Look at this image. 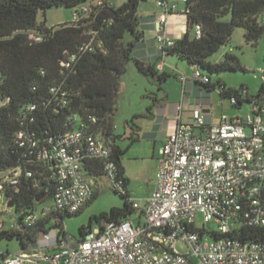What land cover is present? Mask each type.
<instances>
[{
	"label": "trees",
	"instance_id": "1",
	"mask_svg": "<svg viewBox=\"0 0 264 264\" xmlns=\"http://www.w3.org/2000/svg\"><path fill=\"white\" fill-rule=\"evenodd\" d=\"M183 3L189 26L192 30L199 26L200 34L187 33L173 41L171 47L162 48V52L184 61L192 71H199L207 81L195 80L196 83L208 91L218 89L220 97L230 100L233 108L240 109L247 103L251 114H258L254 108L264 113V69L255 95H250L243 85L236 89L227 88L220 80L214 84L204 73L246 71L231 53H225L215 64L208 59L230 43L235 28L244 29L247 43L257 44L264 34V0H184ZM138 5L139 0H124L118 7L108 0H0V172L11 173L10 180L0 183V188L2 196L13 203L18 214L11 229L0 228V241L17 240L18 253L31 251L41 234L53 229L58 231L56 244L72 239L64 230V218L81 213L97 195L94 192L77 213H51L33 227L23 223L29 213L51 200L57 179L56 161L49 155L61 138L75 131L82 133L77 144L78 160L86 176L94 182L100 176L108 178L104 166L112 163L115 180L121 182L124 192L112 186L111 189L124 204L90 219L88 225L78 229L79 238L73 240H83L93 224L102 230L107 224H119L137 215L127 190L122 161L129 145L139 141L140 128L135 122L138 116H134L124 122L121 134L115 132L112 119L120 79L129 63L134 64L139 74L151 78L158 90L168 78L176 77L159 72L134 56L133 49L142 34ZM55 7L70 9L75 19L55 27H47L45 21L37 22L39 11ZM125 33L131 36L126 43ZM36 37L41 40L36 41ZM88 137L110 141L111 154L107 158L93 157L84 141ZM123 140L128 141L125 147L120 144ZM205 231L203 228L201 233ZM206 234L212 238L228 236L217 232ZM229 235L242 242H264V227L243 225ZM55 249L52 245L48 247V251ZM7 254L0 253V260Z\"/></svg>",
	"mask_w": 264,
	"mask_h": 264
},
{
	"label": "built area",
	"instance_id": "2",
	"mask_svg": "<svg viewBox=\"0 0 264 264\" xmlns=\"http://www.w3.org/2000/svg\"><path fill=\"white\" fill-rule=\"evenodd\" d=\"M158 6L166 13L176 10L162 0ZM165 24L166 14L157 23L162 48L173 45L165 37ZM194 33L199 36V26ZM191 77L207 81L197 70ZM253 110L258 114L231 119L222 115L214 125L207 124L200 109L194 110L192 122L179 124L167 137L155 187L142 207L133 202L134 219L90 231L79 242L54 243L53 251H48L49 231L41 234L31 251L7 254L2 263L264 264V242H242L229 235L243 225L264 227V113ZM81 139L80 131L68 134L49 155L56 161L57 185L51 200L24 218L27 227L51 213H77L92 199L95 184L78 160ZM84 141L93 157L107 158L112 152L110 141L91 137ZM104 172L112 189L123 193L114 165L105 164ZM2 198L0 188V206ZM198 218L203 224L214 222L217 233L228 236L206 238L207 232L201 233L203 228L197 226ZM178 241L185 244V253L177 250Z\"/></svg>",
	"mask_w": 264,
	"mask_h": 264
},
{
	"label": "rangeland",
	"instance_id": "3",
	"mask_svg": "<svg viewBox=\"0 0 264 264\" xmlns=\"http://www.w3.org/2000/svg\"><path fill=\"white\" fill-rule=\"evenodd\" d=\"M96 2L99 0H95ZM113 6L118 7L124 3V0H108ZM159 0H139L138 16L144 13H153L158 9ZM181 13H183V4L175 0ZM73 15L70 9L65 8H51L45 12L39 11L37 16V22L41 23L45 21L47 27H55L59 24L69 23L72 21ZM245 31L242 28H235L230 43L221 47L215 54H213L208 61L211 64L218 63L222 60L224 52L231 53L236 56L239 62L246 69L245 72L238 71H225L220 74L207 73L212 82L215 84L218 80L224 83L227 88H236L245 86L248 89L250 95H255L262 82L261 71L264 69V34L258 40L255 46L247 43L244 37ZM131 39L129 33L124 34L123 42L126 43ZM230 50V52H229ZM132 70V72L130 71ZM188 73L190 71L188 70ZM191 74V73H190ZM145 76L138 74L133 63L127 65L126 72L121 78L126 83V88L120 90L117 96L115 111L113 114V125L115 132L122 133L125 118H129L131 112H139L143 108V104L146 102H153L154 95L150 92L159 91L156 84L154 85L151 78L148 80L154 85L148 84L144 79ZM121 80V79H120ZM177 82L174 77H171L165 85V90L170 92L175 89ZM208 110L211 112V118L213 122H218L222 115H226L227 118H234L237 116H247L252 113L251 106L244 103L240 109H235L231 106V102L228 99L220 97L218 89L211 92L206 99ZM123 164L126 165L127 176L129 179L128 192L130 199L135 204L142 207L145 200L151 194L155 186V171L150 161L136 160L132 157V152L127 151L123 157ZM11 173L9 171L0 172V183H4L10 180ZM97 195L92 202L87 205L81 213L76 216L66 217L63 220V227L68 237L77 240L79 238L78 229L81 226H86L89 220L99 216L103 213H108L112 208H122L124 200L111 189V184L108 178L100 176L95 179ZM43 206V205H42ZM18 217L14 207L8 206V201L5 197L1 200L0 206V228L3 230H9L13 227ZM134 215L132 219H134ZM197 226L204 228L208 233L217 232L218 227L214 222L202 223L201 218H198ZM93 232H98L99 228L96 224H93ZM57 230H50L51 242L55 243ZM209 238V235H206ZM176 248L180 253H185V244L181 241L176 243ZM20 251V245L17 240H2L0 241V253H9L11 255ZM0 264L2 260H0Z\"/></svg>",
	"mask_w": 264,
	"mask_h": 264
},
{
	"label": "crops",
	"instance_id": "4",
	"mask_svg": "<svg viewBox=\"0 0 264 264\" xmlns=\"http://www.w3.org/2000/svg\"><path fill=\"white\" fill-rule=\"evenodd\" d=\"M178 1L183 4V13L180 12L175 0H166L168 5L176 6L174 12L166 13L164 8L158 7L153 13L141 14V17H139V30L142 33L141 39L136 43L133 49V54L137 59L153 65L159 72L176 75V77H174V80L177 82L175 91L174 88H172L173 90L170 92L165 90V85L171 78L170 77L163 82L161 90L150 92V94L154 95V99L156 100L154 103L145 102L142 108L144 110L131 112L129 118H125L124 120V122H126L134 116H138L135 122L140 128L139 141L129 145L127 151H131L132 157L136 160L150 161L155 171V177L158 169L160 152L167 137L176 130L179 124L191 123L194 110L200 109L203 112L207 124L214 125L220 121L214 123L213 118L210 116L211 112L208 110L206 99H208L212 91L204 89L192 79V70L187 63L174 56L165 55L162 52V45L157 39V23L159 18L165 14L166 24L164 26V34L167 39L176 41L187 33H190L191 36L194 35V30L189 26L187 17L184 14V3L180 0ZM225 53L226 52H224V54ZM188 70L191 74L188 73ZM130 71L132 72L131 69ZM181 77H184L185 80H181ZM144 79L148 84H152L148 78L144 77ZM210 81L212 82V80ZM125 88L126 83L123 78H121L119 91ZM147 108H150V110L147 111ZM120 144L125 147L128 145V141L123 140ZM122 165L124 168V177L128 180L129 186L127 167L123 162ZM95 192H97L96 184Z\"/></svg>",
	"mask_w": 264,
	"mask_h": 264
},
{
	"label": "water",
	"instance_id": "5",
	"mask_svg": "<svg viewBox=\"0 0 264 264\" xmlns=\"http://www.w3.org/2000/svg\"><path fill=\"white\" fill-rule=\"evenodd\" d=\"M8 206H9V207H12V206H13V203H10V202H9V203H8Z\"/></svg>",
	"mask_w": 264,
	"mask_h": 264
}]
</instances>
